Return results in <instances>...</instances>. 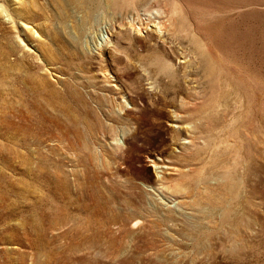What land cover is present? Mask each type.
<instances>
[{"label": "rangeland", "instance_id": "rangeland-1", "mask_svg": "<svg viewBox=\"0 0 264 264\" xmlns=\"http://www.w3.org/2000/svg\"><path fill=\"white\" fill-rule=\"evenodd\" d=\"M35 89L0 127V264H264V0H0V104Z\"/></svg>", "mask_w": 264, "mask_h": 264}, {"label": "bare ground", "instance_id": "bare-ground-1", "mask_svg": "<svg viewBox=\"0 0 264 264\" xmlns=\"http://www.w3.org/2000/svg\"><path fill=\"white\" fill-rule=\"evenodd\" d=\"M142 19H144V17ZM146 19L147 20H150V16L148 15L146 17ZM141 27H143V26H141ZM31 87L32 86H25L24 89H22V90L24 92H28ZM35 91L36 92H29V93H27L28 95L29 94H32V98L31 99H29L28 98V95H27L26 97H24L23 99H21L20 101H18L19 107H17L16 104L12 100H8V101L3 102V103L1 102L2 104H0V127L4 128V129L6 128V129L12 130V132L14 133V137H16V136L20 135V133H23V132L26 131L25 130V126L20 121L22 119L21 117H25L27 119H29V118L37 119V108H32V107L30 109H26L25 108L26 105L29 104L32 101V99H37V89H35ZM179 105H180V108H181V106L187 108L186 113L188 114L189 117L192 116V113L191 112H194L196 114L197 113V109L199 108L198 105L192 103L189 99H184V97L180 98V104ZM64 114L68 115L67 112H66V110H65V108H64ZM175 116L177 118H179L182 115L179 114V113H176ZM200 121H202L201 118L197 117V119L195 121H193L194 123L188 126L189 130L187 128V130L185 131V133L188 134V137L185 138L186 141L191 142V141L194 140V138L196 136L192 132H195L197 130L202 131L201 122ZM58 123H59L58 127H59V129L61 131H66L68 129L69 123L67 121H65V120H59L58 119ZM217 124H218V122L215 120V118H212L211 125L212 126H216ZM175 126L180 127L179 124L178 125H175ZM192 127L195 129V131L193 130ZM200 131H198V132L200 133ZM2 138H4V137H2ZM26 140H30V141H33V143H37V135H35L32 132L31 133L29 132L28 135H27ZM211 141H213V140H211ZM212 143H215V142L213 141ZM13 144L19 145L18 143H13ZM211 145H213V144H211ZM12 149L18 151L17 148H12ZM32 150H34V149L32 148ZM216 153H217V150H214L213 148H212L211 152L208 153V154H210L209 155V157H210L209 163H210V165H211L212 168H213V166H219L221 168H224V170H222L223 175H224V177H226V179H228L230 177V175L232 174V168L229 166V164L226 161L215 162ZM196 156H197V158H202L203 157V156L202 157H199V156H201L199 154L196 155ZM153 161H154V167L157 169L156 171L159 173V176H160V178H161L162 181L166 180L167 178H170L171 175L175 174L176 169H177L176 166L170 164L169 162L166 163L167 160H164V159H161V158H156V161L155 160H153ZM23 175L24 176H29V179L32 182H35V180L37 178V174L35 176H32V177H30L31 174H23ZM206 175L205 176H200V177L205 178ZM31 181L27 182L26 180H24L22 178L21 183H23L24 185H33ZM224 184L226 186H228V182H225ZM158 190L159 191H162L161 189H158ZM229 193H230V191H229ZM162 196H163V194H162ZM216 200H219V202H221L220 200H222V202H223V199H216ZM172 201L174 202V204H176L178 202V200L175 201V198L172 199ZM134 224H137V222L135 221ZM130 227H132V226H130ZM26 237H27V234H26ZM28 240H30V239H28ZM33 244H35V243H33ZM28 245H29V243H28Z\"/></svg>", "mask_w": 264, "mask_h": 264}]
</instances>
